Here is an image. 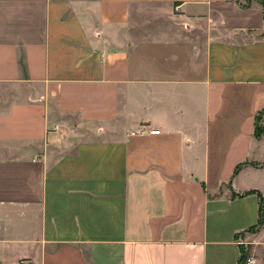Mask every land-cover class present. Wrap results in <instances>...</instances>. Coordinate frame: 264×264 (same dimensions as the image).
<instances>
[{"label": "crops", "instance_id": "crops-1", "mask_svg": "<svg viewBox=\"0 0 264 264\" xmlns=\"http://www.w3.org/2000/svg\"><path fill=\"white\" fill-rule=\"evenodd\" d=\"M262 2L0 0V264H264Z\"/></svg>", "mask_w": 264, "mask_h": 264}, {"label": "built area", "instance_id": "built-area-1", "mask_svg": "<svg viewBox=\"0 0 264 264\" xmlns=\"http://www.w3.org/2000/svg\"><path fill=\"white\" fill-rule=\"evenodd\" d=\"M161 132L158 130H152L150 126L147 125H143L141 127H139L136 131H133L131 133V136L133 137H141V136H158L160 135ZM244 242H242L241 240H239V245H244ZM21 264H29L28 262H22ZM247 264H253V260L251 259H247Z\"/></svg>", "mask_w": 264, "mask_h": 264}, {"label": "trees", "instance_id": "trees-1", "mask_svg": "<svg viewBox=\"0 0 264 264\" xmlns=\"http://www.w3.org/2000/svg\"><path fill=\"white\" fill-rule=\"evenodd\" d=\"M261 4L264 7V2H262ZM263 115H264V112H262L261 115L257 118L256 134H255L257 138H260L264 134V128L259 126V123H260L259 121ZM262 224H263V218H261L259 222V226H261ZM247 259H248V254L246 253L245 249L242 248L239 264H246Z\"/></svg>", "mask_w": 264, "mask_h": 264}, {"label": "rangeland", "instance_id": "rangeland-1", "mask_svg": "<svg viewBox=\"0 0 264 264\" xmlns=\"http://www.w3.org/2000/svg\"><path fill=\"white\" fill-rule=\"evenodd\" d=\"M244 245H241L242 246V248H245V247H247V244H245V243H243ZM246 253H247V251H246ZM248 254V253H247ZM248 259H250L249 257H248ZM25 262H27V261H25ZM29 263V262H28ZM246 264H247V261H246Z\"/></svg>", "mask_w": 264, "mask_h": 264}]
</instances>
